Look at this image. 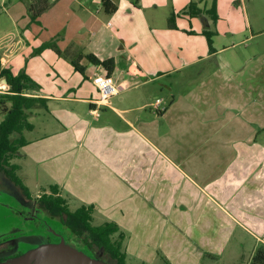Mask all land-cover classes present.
<instances>
[{"label": "crops", "instance_id": "0c3cea01", "mask_svg": "<svg viewBox=\"0 0 264 264\" xmlns=\"http://www.w3.org/2000/svg\"><path fill=\"white\" fill-rule=\"evenodd\" d=\"M108 1L113 12L102 0L69 1L77 7L76 23L59 44L66 58L55 54L65 64L58 68L69 76L86 74L90 82L76 81L63 94L36 91L45 107L31 111L40 124L33 123L36 135L26 138L18 156L36 168L31 175L24 167L25 182L41 193L56 185L69 207L93 205V217L103 211V223H115L124 236L127 264L217 262L232 244L252 247L251 259L264 245V82L237 81L235 73L221 72L224 64L212 67L206 79L207 70L194 76L182 72L214 57L208 49L179 66L171 65L168 54L163 65L144 41L155 31L151 18L141 13V5L149 2ZM119 6L125 10L117 15ZM198 9V15L206 13ZM172 23L167 21L170 30L176 29ZM21 44L14 33L0 39L2 67H8ZM87 54L114 61L110 75L123 88L107 105L94 104L99 93L91 81L107 72L84 58L83 74L70 64ZM162 78L172 80L169 99L157 97L161 103L156 106L142 88ZM207 86L216 90L210 95Z\"/></svg>", "mask_w": 264, "mask_h": 264}, {"label": "rangeland", "instance_id": "374dc122", "mask_svg": "<svg viewBox=\"0 0 264 264\" xmlns=\"http://www.w3.org/2000/svg\"><path fill=\"white\" fill-rule=\"evenodd\" d=\"M69 1L72 2V0H49V9L33 21L28 14L30 0H0V39L14 33L22 41V46L17 48L19 50L7 69L16 72L19 68L17 73L24 70L26 75L36 76L33 81L39 86L41 92L63 94V90L73 86L76 81L90 82L86 74L81 76L75 73L69 76L63 69L58 68L59 64H65L56 57L53 50L46 49L40 54H34L35 49L45 42L56 39V44L60 48L62 39L64 38L65 41L68 39L76 23L73 9L77 8L75 4L73 8L70 7ZM146 1L149 3L141 5V13L151 18L155 26V31L144 37V41H147L145 44L149 46L146 49L155 50V54H159L156 57L160 56L161 63H165L163 65L167 63L165 60L168 54L172 59L171 65L179 66L187 59L203 57L208 49L214 52V57L197 65L186 66L182 72L194 76L207 70L205 77L202 78L206 79L212 67L218 68L224 64L221 72L227 76L235 73L237 81L257 84V86L264 82V0H218L219 20L216 21L205 12H200L202 15L193 12L191 16L188 12L190 0H156L155 3L151 0ZM192 1L196 4V9L208 11L213 0ZM118 8L120 12L117 15H120L124 12L125 6ZM167 21L169 24L173 22L176 29L170 30L167 27ZM204 32L212 34L210 46ZM55 35L59 36L53 37ZM112 45V47L115 46V44ZM216 49L225 50L218 54ZM63 67L70 72L69 66ZM200 80L199 75L197 81L201 82ZM171 81L169 78H162L155 84L143 86L144 95L150 102H154L157 97L168 100L167 86ZM207 87L210 95L216 90L213 86ZM0 89L3 91L7 89L6 84L1 83V80ZM68 95L77 96L73 92H69ZM212 96L215 97V95ZM83 110L86 111V107H83ZM2 118L0 113V120ZM28 120L32 124H40L38 118L30 116ZM47 127L50 128L51 125ZM35 135L27 131L24 133L27 139H32ZM13 162L22 167L21 171H17V175L29 188L30 196L25 197L18 187L0 174V257L12 255L16 251L25 253L42 244L40 233L35 229L33 231L29 224L14 213L32 209L36 211L38 208L36 200L41 192L36 191L33 183L25 182L26 172L24 173L26 169L32 175L36 168L28 163L25 165L18 156ZM76 207L75 204L70 205L71 210ZM105 221L107 218L103 215V211H96L92 224L100 225ZM235 245L232 244L226 249L221 260L206 264H249L252 247L239 249L235 248ZM239 253L240 255H237ZM95 254L104 262L115 264L101 250L96 249ZM130 263L133 264L134 261L130 260Z\"/></svg>", "mask_w": 264, "mask_h": 264}, {"label": "trees", "instance_id": "16d2710c", "mask_svg": "<svg viewBox=\"0 0 264 264\" xmlns=\"http://www.w3.org/2000/svg\"><path fill=\"white\" fill-rule=\"evenodd\" d=\"M103 7L107 12H113L115 6L108 0H102ZM50 7L49 0H30L28 5V14L31 20L35 21L43 12ZM196 11L192 3L188 6L189 14ZM214 21L217 20L216 0L212 1L211 8L206 11ZM204 36L211 45V36L209 32H204ZM45 49H51L54 53L66 58V52L62 51L56 44V39L43 43L35 49L34 54H40ZM211 50V49H210ZM84 58L89 64L103 68L108 75L114 69L112 59L100 60L92 54L79 55L70 60L71 66L80 74H83L84 67L80 65V59ZM6 81L7 90L0 93V113L3 118L0 120V174H3L14 186L18 187L25 197L30 196L28 188L23 184L17 175L18 165L13 160L20 155V149L28 141L24 133L31 132L34 125L29 122L31 111L38 106L45 107V99L36 97V91L39 86L25 74L24 70L13 74L9 69L2 67L0 61V80ZM37 207L47 215L53 218L65 219L64 225L72 233L83 238L87 248L96 259L95 250H101L115 264H127L125 253L123 251L124 236L118 233V226L112 222H106L100 225H93V205H82L71 210L63 197L59 195L56 185H51L49 189L43 190L41 195L37 196ZM118 233V234H117ZM117 236L115 237V235ZM113 237H115L113 239ZM80 249V248H79ZM78 249V250H79ZM86 252V251H85ZM103 261V260H102ZM249 264H264V245L255 248Z\"/></svg>", "mask_w": 264, "mask_h": 264}, {"label": "flooded vegetation", "instance_id": "af4514ba", "mask_svg": "<svg viewBox=\"0 0 264 264\" xmlns=\"http://www.w3.org/2000/svg\"><path fill=\"white\" fill-rule=\"evenodd\" d=\"M14 213L22 221L29 224L33 228V231L35 229L38 233H40L42 244L58 243L61 241V239H63L66 244L76 249L80 248L79 250H82L88 256L93 255L90 254L92 252L87 248L88 246L83 241V238L81 239L80 236L76 235V233L70 232V230H68V228L64 225L65 219L63 217H50L43 211H39L38 208L36 211H33L32 209L28 211H16ZM21 254H23L22 251H16L12 255L0 257V262L8 258L19 256Z\"/></svg>", "mask_w": 264, "mask_h": 264}, {"label": "water", "instance_id": "95a60500", "mask_svg": "<svg viewBox=\"0 0 264 264\" xmlns=\"http://www.w3.org/2000/svg\"><path fill=\"white\" fill-rule=\"evenodd\" d=\"M1 83H5L1 79ZM0 264H108L102 260L88 256L82 250H78L61 239L58 243H45L25 253L8 258Z\"/></svg>", "mask_w": 264, "mask_h": 264}, {"label": "built area", "instance_id": "2783aa9c", "mask_svg": "<svg viewBox=\"0 0 264 264\" xmlns=\"http://www.w3.org/2000/svg\"><path fill=\"white\" fill-rule=\"evenodd\" d=\"M93 85L97 88L99 93V98L94 102L95 105H107L108 101L111 97L117 95L123 87L121 85L116 84L111 75L108 74H95L92 78ZM4 91L0 89V93H4ZM161 103L160 99L155 101V105L159 106ZM96 109L92 111L95 114ZM262 241L264 242V236L262 237Z\"/></svg>", "mask_w": 264, "mask_h": 264}]
</instances>
